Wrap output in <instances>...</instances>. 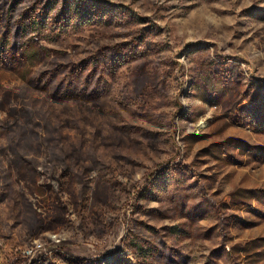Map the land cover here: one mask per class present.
<instances>
[{"label":"rangeland","instance_id":"rangeland-1","mask_svg":"<svg viewBox=\"0 0 264 264\" xmlns=\"http://www.w3.org/2000/svg\"><path fill=\"white\" fill-rule=\"evenodd\" d=\"M0 264H264V0H0Z\"/></svg>","mask_w":264,"mask_h":264},{"label":"built area","instance_id":"built-area-1","mask_svg":"<svg viewBox=\"0 0 264 264\" xmlns=\"http://www.w3.org/2000/svg\"><path fill=\"white\" fill-rule=\"evenodd\" d=\"M37 248H38V247H37ZM33 251H34V249L30 248L29 250L26 251V255H27V256H31V255H33V253H34Z\"/></svg>","mask_w":264,"mask_h":264},{"label":"trees","instance_id":"trees-1","mask_svg":"<svg viewBox=\"0 0 264 264\" xmlns=\"http://www.w3.org/2000/svg\"><path fill=\"white\" fill-rule=\"evenodd\" d=\"M94 20H96V19L94 18Z\"/></svg>","mask_w":264,"mask_h":264}]
</instances>
